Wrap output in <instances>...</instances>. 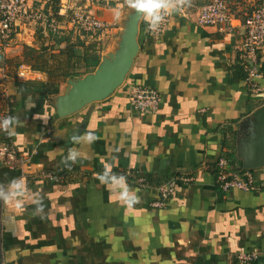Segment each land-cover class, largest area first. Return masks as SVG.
<instances>
[{
	"label": "crops",
	"instance_id": "0c3cea01",
	"mask_svg": "<svg viewBox=\"0 0 264 264\" xmlns=\"http://www.w3.org/2000/svg\"><path fill=\"white\" fill-rule=\"evenodd\" d=\"M183 1L184 13L170 8L168 29L156 38L143 13L139 52L121 87L66 118L55 115L54 99L116 49L133 0H83L110 25L106 33L83 36L69 24L52 36L30 24L0 57V112L8 110L0 114V135L6 132L18 157L16 168L0 167V191L17 194L1 199L2 264H239L240 251L264 264V168L255 171L262 187L248 192L220 190L213 170L221 156L236 170V138L247 134L239 127L264 104L245 81L239 51L243 19L264 0H227L236 20L225 33L196 24L209 0ZM30 3L52 12V2ZM25 48L47 71L16 77L18 66H30ZM258 71L255 84L264 87V53ZM134 85L158 91L155 114L130 110ZM8 117L16 119L6 128ZM71 149L74 162L66 160ZM58 171L60 182L43 176ZM134 171L150 186L133 185L127 173ZM175 177L192 181L178 182L164 207H152L156 187Z\"/></svg>",
	"mask_w": 264,
	"mask_h": 264
},
{
	"label": "built area",
	"instance_id": "2783aa9c",
	"mask_svg": "<svg viewBox=\"0 0 264 264\" xmlns=\"http://www.w3.org/2000/svg\"><path fill=\"white\" fill-rule=\"evenodd\" d=\"M54 0H43L49 3ZM99 1V0H93ZM58 9L56 13L49 11L44 13L42 9H36L30 0H0V57L4 58L9 49L14 45L19 35L29 30V25L43 26L51 34L58 33L65 25L75 27L83 36H93L106 33L110 25L99 20L93 12L84 6L83 0H57ZM179 13H184L185 2L183 0H167ZM70 12V13H68ZM162 19L156 27L150 26L148 19L146 31L149 37H158L164 33L170 22V9H161ZM65 17L67 21H60ZM236 20L234 13L229 7L227 0H209L201 7L197 14L196 24L200 27H215L220 32H230L233 28L232 22ZM244 29L243 39L239 48L240 59L245 72V81L250 84L253 94H264V87L257 86L254 79L258 77V55L264 53V1L255 5L250 13L245 15L242 22ZM2 78H5V70H0ZM34 71L28 65H20L16 70V77L19 79H32ZM161 104V96L155 89L134 85L129 88L128 105L130 110L139 116L155 114ZM0 114L7 117L8 110H1ZM50 131H48L49 133ZM18 157L16 148L9 139L0 142V167L14 169L17 167ZM216 183L220 190L226 192L230 189L239 191H255L261 188L263 183L259 181L255 171H238L231 167L227 158L221 156L214 165ZM130 182L138 189L150 186L146 177L138 171L127 173ZM44 178L60 182L62 177L52 172H47ZM192 181L191 177H175L156 188L157 197L152 201L151 206L161 208L166 205L174 193L178 182L183 185ZM255 252L240 251L237 255L239 264H252L256 259Z\"/></svg>",
	"mask_w": 264,
	"mask_h": 264
},
{
	"label": "water",
	"instance_id": "95a60500",
	"mask_svg": "<svg viewBox=\"0 0 264 264\" xmlns=\"http://www.w3.org/2000/svg\"><path fill=\"white\" fill-rule=\"evenodd\" d=\"M143 12L133 9L127 17L120 40L113 52L102 56L96 68L77 79H69L63 93L56 96L53 109L58 118L69 117L86 106L109 97L121 87L139 52L138 31ZM245 136L236 138L238 171L264 168V104L256 108L241 124ZM1 214V199H0ZM1 231V227H0ZM0 264L1 232H0Z\"/></svg>",
	"mask_w": 264,
	"mask_h": 264
},
{
	"label": "clouds",
	"instance_id": "9594fccd",
	"mask_svg": "<svg viewBox=\"0 0 264 264\" xmlns=\"http://www.w3.org/2000/svg\"><path fill=\"white\" fill-rule=\"evenodd\" d=\"M132 7L137 9L140 12L145 13L149 20H150V26L156 27V25L160 22L162 19L160 10L161 9H170L173 6L170 5L167 0H133ZM15 117H8L3 121L4 127H8L12 122L15 120ZM85 140H87L89 143L95 140V135L92 132H89L84 137ZM74 140L79 142L80 138L74 137ZM78 155V152L76 149L69 150V154L66 157V160L68 161H75L76 157ZM103 179V177H101ZM121 181L124 180V177L119 178ZM13 184H16L15 181H13ZM13 195H17L16 193H7L0 191V199L8 200ZM42 208V206H41Z\"/></svg>",
	"mask_w": 264,
	"mask_h": 264
},
{
	"label": "trees",
	"instance_id": "16d2710c",
	"mask_svg": "<svg viewBox=\"0 0 264 264\" xmlns=\"http://www.w3.org/2000/svg\"><path fill=\"white\" fill-rule=\"evenodd\" d=\"M57 9H58V2L54 0V1H52L51 10H52L53 13H56L57 12ZM58 33L52 34V36H57ZM35 55H36V51L34 49H32V48H25L24 49V59L26 60V62L30 65V67L33 70L47 71L46 68L44 67V65H41L40 64L39 56H35ZM33 56H35L33 62H28L27 58L33 57ZM94 66H97V62L96 61H95ZM90 71H92V70H90ZM77 76L78 75H74V76L71 75L70 77L71 78H74V77H77ZM65 78H66V76H65ZM65 78L63 80H65ZM48 93L49 94H53L54 92H53V90L50 89V91ZM0 137H1V141L0 142L9 139L8 136H7V134H6V132H2L1 135H0ZM62 172L63 171H60V172L58 171L55 174L61 175ZM129 181H130V179H129ZM49 182H51V183H57L56 181H49ZM2 240H3V249L5 250L7 248V244L9 243V239H8V237L6 235H4V237L2 238Z\"/></svg>",
	"mask_w": 264,
	"mask_h": 264
},
{
	"label": "rangeland",
	"instance_id": "374dc122",
	"mask_svg": "<svg viewBox=\"0 0 264 264\" xmlns=\"http://www.w3.org/2000/svg\"><path fill=\"white\" fill-rule=\"evenodd\" d=\"M55 1H57V0H55ZM253 9V8H252ZM251 12V11H250ZM244 20V19H243ZM31 68V67H30Z\"/></svg>",
	"mask_w": 264,
	"mask_h": 264
}]
</instances>
